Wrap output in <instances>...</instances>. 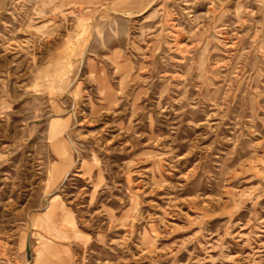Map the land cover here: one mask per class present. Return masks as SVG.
<instances>
[{
	"label": "rangeland",
	"instance_id": "1",
	"mask_svg": "<svg viewBox=\"0 0 264 264\" xmlns=\"http://www.w3.org/2000/svg\"><path fill=\"white\" fill-rule=\"evenodd\" d=\"M0 264H264V0H0Z\"/></svg>",
	"mask_w": 264,
	"mask_h": 264
}]
</instances>
